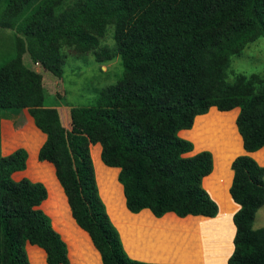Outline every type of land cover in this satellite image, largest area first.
<instances>
[{
  "label": "trees",
  "instance_id": "1",
  "mask_svg": "<svg viewBox=\"0 0 264 264\" xmlns=\"http://www.w3.org/2000/svg\"><path fill=\"white\" fill-rule=\"evenodd\" d=\"M0 27V264H264V79L227 75L264 0H0ZM64 47L123 67L67 126L34 70L62 78ZM31 153L51 188L13 178Z\"/></svg>",
  "mask_w": 264,
  "mask_h": 264
},
{
  "label": "rangeland",
  "instance_id": "2",
  "mask_svg": "<svg viewBox=\"0 0 264 264\" xmlns=\"http://www.w3.org/2000/svg\"><path fill=\"white\" fill-rule=\"evenodd\" d=\"M112 34H113V26L108 25L106 27L104 37L100 39V46H107L109 48H113L114 40L112 38ZM11 36H12L11 29L0 27L1 49L4 50L9 45H11L12 43ZM62 50L66 54V61L63 66L62 78L53 77L51 73L43 70L39 65H36L35 68L34 67L33 68L34 70L38 71L42 76V83L45 88V105L56 106L59 109L61 116L63 117V123L67 126L68 125L67 120H69L70 106H84L89 104L92 98L95 95H97V93L101 89H103L107 85L114 84L121 77L123 73V67L119 56H116L115 58L107 62L98 63L95 61L92 52L85 54H78L73 49L68 47H64ZM0 52H2V50H0ZM6 58L7 57L1 53L0 64L3 63L6 60ZM23 58L27 66H33L28 61L29 60L28 56L24 55ZM235 73H243L246 75L256 73L262 76L264 79V38L263 37L260 36L256 40L247 43L238 56L231 57V63L229 68L227 69V75L230 81L233 80L232 76ZM29 117L30 115L28 114V112L25 109H23L18 113H12V114L5 113L4 118L1 120V122H5L8 129H14L16 131L19 128H22L27 122H29ZM30 139L28 137L17 139L14 141V146H13L14 148L11 149L10 147V149L15 150L16 147L19 148L20 146H23V147H27L29 150H32L33 148L34 151L36 152L37 148L39 147H35V146L30 147V144L33 141ZM191 154L192 153H189V155ZM36 157H37L36 153H31V157L27 158L26 161L27 162L26 171L23 173L20 172L14 173L13 178L18 180L22 177H28L32 181H40L42 183L44 182L48 187L51 188V185L49 184L51 168L39 162L36 159ZM52 192L53 190L51 189V193ZM52 196L58 197L59 195L57 193H53ZM45 205H46V211L50 215H52V213L49 210V199L47 200ZM238 208H236L232 212L231 214L232 216L238 210ZM218 212H219V208H218ZM253 226L255 228L264 227V206H262L257 211ZM76 250H77L75 252L76 257H71V259L72 258L75 259L76 264H84L85 255L83 253V250H81L80 248L79 250L78 249ZM231 252L229 253V255L231 254ZM70 263L71 261L69 258V264Z\"/></svg>",
  "mask_w": 264,
  "mask_h": 264
},
{
  "label": "crops",
  "instance_id": "3",
  "mask_svg": "<svg viewBox=\"0 0 264 264\" xmlns=\"http://www.w3.org/2000/svg\"><path fill=\"white\" fill-rule=\"evenodd\" d=\"M44 134V133H43ZM45 135V134H44ZM45 137H46V135H45ZM262 148H264V146L262 147ZM13 151V150H12ZM12 151H10V152H12ZM10 152H7V153H4V155H7V154H9ZM3 153V152H2ZM190 153H192V154H194V153H196V152H190ZM27 161V160H26ZM26 165H27V163H26ZM262 165H264V164H262ZM24 171V170H23ZM232 171V170H231ZM17 172H21V171H17ZM17 172H15V173H17Z\"/></svg>",
  "mask_w": 264,
  "mask_h": 264
},
{
  "label": "water",
  "instance_id": "4",
  "mask_svg": "<svg viewBox=\"0 0 264 264\" xmlns=\"http://www.w3.org/2000/svg\"><path fill=\"white\" fill-rule=\"evenodd\" d=\"M230 256V255H229Z\"/></svg>",
  "mask_w": 264,
  "mask_h": 264
}]
</instances>
